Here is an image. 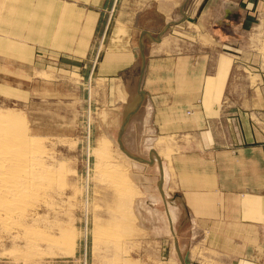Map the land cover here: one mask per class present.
<instances>
[{
  "label": "rangeland",
  "instance_id": "obj_1",
  "mask_svg": "<svg viewBox=\"0 0 264 264\" xmlns=\"http://www.w3.org/2000/svg\"><path fill=\"white\" fill-rule=\"evenodd\" d=\"M32 1L39 10L37 42L31 40L32 35L30 40H24V30L22 35L19 29V37L23 42L38 45L32 48V53L30 47L24 46L21 62L12 61L14 59L4 55L0 48V114L8 111L23 117L29 134L41 139L44 150L50 152L46 151L44 157L51 155L53 170L62 169L64 174L60 173L65 177L61 189V184H54L49 194L51 198H47L50 206L45 203L49 208L40 202L34 214L35 220L40 216L38 229L44 228L45 235L57 238L58 244L62 240L67 242L65 239L70 237L72 243L68 246L62 241L64 245L56 244L57 247L52 243L56 248L39 243L35 257L25 261L15 250L25 251L23 241H10L9 234H0V264H214L217 258L199 238V226L207 224L196 225L187 213L171 169V156H175L176 151L197 148H190V143L189 147L177 148V138L173 135L176 127L146 125L143 120L153 118V114L151 117L143 110L142 99L136 109L138 91L142 92L136 77L121 79L117 86L119 91L111 96L110 87L115 83L104 79L95 82L94 76H88L90 67L99 61L109 40L114 16L94 15L92 4L97 0ZM25 2L0 0V9L15 5L13 12L22 17L21 9L31 3ZM261 8L246 32L232 36V46L215 47L216 53L224 52L232 58L231 85L237 88L264 87V0ZM0 16L3 18L0 40L1 36L16 35L14 25L10 30L9 25H5L10 24L6 21L8 17ZM28 18L29 15H23L24 20ZM87 46L90 56L88 53L86 62H79V49ZM136 53L139 65L137 46ZM232 98L236 105L239 97ZM130 112L134 113L121 135V149L118 136ZM229 112L232 118H238L239 112ZM135 119L140 120L139 124ZM251 122L264 135V125L259 127L256 120ZM221 128L217 127L211 136V148L203 150L223 149ZM160 129L173 136L163 138L157 132ZM206 129L201 127L197 131ZM199 142L202 147L209 144L201 135ZM151 152L160 160L162 176ZM150 156L152 164L137 159L149 160ZM122 180L129 186L131 196L129 203L121 206L119 197L126 189ZM262 226L264 228V222ZM262 237L247 239L248 250L250 246L264 248V235ZM13 250L17 251L14 255ZM261 257L264 259V255Z\"/></svg>",
  "mask_w": 264,
  "mask_h": 264
},
{
  "label": "crops",
  "instance_id": "obj_2",
  "mask_svg": "<svg viewBox=\"0 0 264 264\" xmlns=\"http://www.w3.org/2000/svg\"><path fill=\"white\" fill-rule=\"evenodd\" d=\"M25 3L30 4L21 9L22 17L13 12L15 5L0 9L10 22L5 25L9 30L14 25L18 33L1 36L0 48L16 62H21L24 46L32 53L38 45L19 37V29L22 35L24 30V40L32 35L37 42L39 33V10L32 0ZM261 4L262 0H97L92 4L94 15L114 16V27L88 76H94L95 82L115 83L111 96L117 94L123 78L136 77L139 83L136 46L142 35V108L153 114L143 121L154 128L176 127V147L190 143V148H197L176 151L171 169L187 213L196 225L207 224L199 226V238L217 258L214 264H264V248L248 250L246 245L247 239L264 235V135L251 122L264 125V87L232 86V58L215 52L216 46H232L236 32L248 30ZM23 15H29L28 20ZM79 53V62H86L88 46ZM231 110L239 112L238 118L231 117ZM201 127L207 129L197 131ZM217 127L223 128V149L203 150L211 148ZM160 130L163 138L173 136ZM200 135L207 138V146H201Z\"/></svg>",
  "mask_w": 264,
  "mask_h": 264
},
{
  "label": "bare ground",
  "instance_id": "obj_3",
  "mask_svg": "<svg viewBox=\"0 0 264 264\" xmlns=\"http://www.w3.org/2000/svg\"><path fill=\"white\" fill-rule=\"evenodd\" d=\"M42 143L41 139L29 134L23 117L8 111L0 114V234L5 236L9 234L12 237V239L8 237L10 241L15 239L23 241L22 245L25 251H20L19 248V250L16 248L15 250L19 252L13 250L12 253L14 255L15 252H17L18 254L16 255L21 256L25 261L35 257L38 245H40L39 243H44L49 247L53 244H58L57 242L59 241L57 238L52 239L49 235H45L43 232L44 228L43 230L38 229L39 224H37V221L39 222V220L37 219H39L40 216L39 218H37V216L35 220L36 214H34V212L40 207L39 203H47V205L50 206L47 198L50 197L49 194L53 192V185L59 186L61 184L59 186L61 189L65 177V175L64 177L61 175V173H63L61 171L62 169H58L56 167L57 165L55 166V168H57L56 171L53 170V163V168L51 167V155L50 158L44 157L47 150H44ZM47 153L50 152L47 151ZM48 155L49 154H47V156ZM114 180L116 181L115 176ZM55 182H58V184ZM122 182L124 183L123 186H126V181L122 180ZM130 194L131 190L127 185L125 192L119 197L120 200H122V203H120L121 206L125 202L126 204L129 203ZM47 205L45 204V206ZM42 219L41 223L45 220ZM111 226H113V224ZM58 232L60 233V231ZM60 234H63V232ZM69 239L72 240L69 237L67 240L65 239L67 242H64V240L62 241L69 246L70 243H72ZM62 241L59 242V244H61ZM54 245L52 247H55ZM15 247H13V249Z\"/></svg>",
  "mask_w": 264,
  "mask_h": 264
},
{
  "label": "water",
  "instance_id": "obj_4",
  "mask_svg": "<svg viewBox=\"0 0 264 264\" xmlns=\"http://www.w3.org/2000/svg\"><path fill=\"white\" fill-rule=\"evenodd\" d=\"M138 47H139V51H140V73H139V83H138V88H140V85H141V81H142V78H143V73H144V68H145V57H144V46H143V39H142V35L140 37V40H139V43H138ZM143 98V94L142 92L138 91V99H137V102H136V109L138 108L139 106V102L140 100ZM134 112H130L128 113L123 122H122V126L120 128V132H119V136H118V143L120 145V148L122 149V146H121V135L128 123V121L130 120V118L132 117ZM123 152L129 157V158H133L132 156L128 155L124 150ZM152 154H154L155 158L157 159L158 161V166H159V169H160V174L162 176V167H161V163H160V160L158 159V157L156 156V154L154 152H151ZM134 159V158H133ZM137 159L143 163H146V164H152L153 163V158L150 156L149 157V160H145V159H142V158H139L137 157ZM160 184H161V180L159 181V187H160Z\"/></svg>",
  "mask_w": 264,
  "mask_h": 264
}]
</instances>
